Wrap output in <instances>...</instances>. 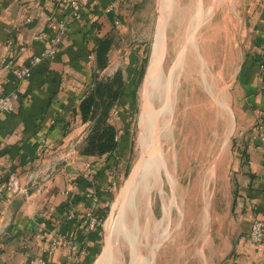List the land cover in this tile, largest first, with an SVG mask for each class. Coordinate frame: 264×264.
<instances>
[{
  "label": "crops",
  "instance_id": "crops-1",
  "mask_svg": "<svg viewBox=\"0 0 264 264\" xmlns=\"http://www.w3.org/2000/svg\"><path fill=\"white\" fill-rule=\"evenodd\" d=\"M154 1L78 0L76 15L69 0H0V93L16 95L12 110H0V264H34L39 258L47 264H104L102 214L111 203L120 166L116 157L129 118L124 107L136 98L122 95L108 117L121 136L116 155L81 153L90 120H82L80 104L99 72L123 71V55L127 82L138 87L141 49L121 40L149 22L145 13ZM232 6L246 37L234 80L237 130L228 166L230 214L221 244L210 256L203 245L200 262L264 264V243L249 237L252 221H264V142L256 129L260 120L264 127V0H232ZM156 30L154 40L158 23ZM103 38L112 44L101 69L95 50ZM55 39L57 55L36 64L27 78H16L7 67L28 64Z\"/></svg>",
  "mask_w": 264,
  "mask_h": 264
},
{
  "label": "rangeland",
  "instance_id": "rangeland-1",
  "mask_svg": "<svg viewBox=\"0 0 264 264\" xmlns=\"http://www.w3.org/2000/svg\"><path fill=\"white\" fill-rule=\"evenodd\" d=\"M159 1L155 0L152 9L147 10L145 13L149 22L139 25L136 28V32L130 37L123 39V41L121 40L126 47L138 46L141 49L142 65L136 82L138 87H133L132 80L127 82L129 70L125 55L121 56L119 60L123 71L119 69L108 76L107 74L99 76L100 72L97 75L100 80L105 79L107 81L110 79V81H113L117 89L130 86L126 88L128 89V95L131 98H136L135 102L130 105L126 104L124 107L125 109L127 108L126 111H129V114L126 112L129 118L124 128L126 133L123 137L124 140L122 139L120 144L123 149L118 155L119 158L116 157L120 166L117 169V173L113 176V182H115L113 185L114 195L109 205L108 215L103 220L104 248L102 247V253L104 264L106 247H108V256L110 254V245L107 243L109 241L108 236L117 229V222L113 224V221L119 206L122 188L125 186L130 172L141 163L142 152L146 150L149 144L148 137L147 140L143 138L144 127L142 123L140 124L142 120L140 118L144 110L146 95V87L142 92L146 71L152 60L157 38L161 35L159 29L162 23L159 22L157 37L154 40L155 32H157ZM201 3L203 7L199 8L198 5L195 6V0H170L168 8L164 11L166 15L163 22L166 20L164 23H166L167 32L166 51L162 61V68L168 77L173 75L172 72L176 69L174 67L178 59V53L173 50V44L176 41L181 45L184 44L185 47L191 44L186 35L194 19V28H197L194 34L197 38L198 54L196 53V56L193 51L188 52L187 48H185L186 51L183 50L186 55L182 65L183 72H181L182 74L179 72L176 78L178 89L172 115L173 130L170 135H160L158 138L157 149L162 147L163 156L166 159L163 172V187L169 196H174L178 193L183 213L179 211L177 206H174L172 219L165 230H163L164 223L160 224L161 228L156 224L158 227H155L154 232L157 237L162 234L166 237L153 256L152 264H201L200 257L196 254L197 247L204 245L206 253L210 256L212 250H216L217 246L221 244L222 238L220 235L223 233L225 225L229 222L228 166L232 159L234 134L237 130L236 112H234L237 90L234 80L236 79L237 68L241 60L242 45L245 44L246 28L243 22L235 21L237 13L234 6H232V0H201ZM212 8L215 10L210 14L209 12ZM198 10H201L204 14L202 19L205 18L201 23L200 20L198 22L196 20ZM146 16L144 15V17ZM178 33L180 36L177 39ZM117 89L113 91H117ZM149 100L152 111L154 113L157 112L159 98L157 95L154 97L149 95ZM116 102L108 109L106 117H109L112 111L117 108ZM225 104L231 111L229 113L232 114V118L230 117L229 120L226 117L229 113L224 107ZM89 120L91 130L95 123L94 120ZM163 122L161 125L165 124ZM102 125L103 123L99 124V126ZM163 127L166 128L165 125ZM164 128L161 129L159 134H162ZM88 135L89 133L83 136L80 151L84 147ZM118 138L120 141V133ZM116 150L117 148L112 153L104 155H116ZM144 161L143 163L147 162V159ZM211 167H214L213 172L215 173H212L211 177H209L210 173L208 170ZM170 173L175 176V183L173 184H171ZM135 177L133 176L131 180H135ZM208 180L209 223L204 228L202 236L199 237L200 217L205 206L203 187ZM174 185H176V189ZM129 191L127 190V194ZM128 195L126 198H128ZM139 196L137 198L139 215L136 218L139 225L137 226L138 228L134 229V232H136V240L138 239L140 244L141 254L146 257L148 253L146 246L143 244V241L146 244L148 243L147 237L143 232L147 219L146 212H144L145 195L139 192ZM152 198L154 200L155 213L159 220H163L165 208L161 204V197L155 192ZM208 239H210V242H206ZM211 240L212 243L214 242L213 244H211ZM115 251L117 254L115 264L131 263L129 260V247L124 249L127 263H122L123 258L119 246L116 247ZM108 262L109 264H114L110 260Z\"/></svg>",
  "mask_w": 264,
  "mask_h": 264
},
{
  "label": "bare ground",
  "instance_id": "bare-ground-1",
  "mask_svg": "<svg viewBox=\"0 0 264 264\" xmlns=\"http://www.w3.org/2000/svg\"><path fill=\"white\" fill-rule=\"evenodd\" d=\"M169 3H170V0H163L162 2V7H163L162 22H163L164 16L166 15L164 14L165 13L164 11H166V9L168 8ZM197 5L199 6V8L202 6L201 0H195V6ZM214 10L215 9L212 8L209 13L212 14ZM203 17H204V14L202 13V11L198 10V14L196 13L197 22L200 20V23H201L205 19V18L202 19ZM164 22L160 26L159 33L161 35L159 36V38H157L155 50L153 52L154 54L151 60L152 62H151L150 73H149V76L147 78V82L145 85L146 95H145V102H144V110L140 118L142 119L140 121V124L142 123L144 127L143 128V138L147 140V137H148L149 144L147 145L146 150L142 152L143 157H142L141 163L139 162L140 164L137 165V167L134 169L135 170L134 176H136L134 178L135 180H131L130 184H126V186L121 191L119 206L117 208L116 214L114 216V221H113V224L117 222V225H116L117 229L114 233L108 236L109 241L107 243L108 245H110L109 246L110 254L108 256V247H106L105 253H104L105 264H109L108 262L109 260L114 264L116 263L115 258L117 254L115 250L117 246L120 247L121 255L123 258L122 263H127V261L125 260L124 249L126 247H129V260L131 261V263H128V264H152L153 256L156 254L160 244L166 237L164 236V234H162L160 237L159 236L157 237L156 233L154 232L155 227H158L156 226V224H158L160 227V224L164 223L163 225L164 229L163 228L162 229L165 230V228L169 225L172 219L174 206H177L179 211L183 213V210H182L183 207L181 208V205L178 199L179 198L178 193L175 194L174 196H171V195L169 196L168 192L165 191L163 187V172H164V166H165L166 159L163 156L162 147L157 149V145L159 142L158 138L160 135L168 136V134L170 135V133L173 130L174 123L172 120V115L174 113V107L176 103V95H177V89H178V83L176 82V78L178 77L177 75L179 72L180 73L183 72L182 63H184L183 62L185 59L184 56L186 55V52L184 53L183 50L186 51L185 48H187L188 52L193 51L196 56L198 54L197 53V38L195 37L196 35L194 34L196 33L197 28H194V23H195V19H194L193 21L194 23L192 22L188 30V33L186 35V38L191 43L189 46L187 45V47H185L184 44L181 45L177 41L173 44V50L176 51V53H178V59L176 60V63H175L176 65L174 67L176 69L172 72L173 75L171 77H168L167 73L162 68V61H163L162 53L164 50L165 35L167 32L166 30L167 27H165L166 23ZM179 36L180 34L178 33L177 39L179 38ZM178 46L180 49L178 48ZM149 95L151 97H154L157 95V97L159 98L158 110L155 113L152 111L150 107L151 103L149 100ZM224 107H226V110L228 113L231 112L226 104ZM226 117L229 120L230 117L232 118V114L229 113L227 114ZM163 119L165 122V124L163 125H165L166 128H164L163 125H161L163 122ZM162 128H164V130L162 131V134H159ZM146 159H147V162H145ZM143 161L145 163H143ZM173 168L175 170L174 165H173ZM213 171H214V167H211L208 170V172L210 173L209 177H211L212 173H215ZM173 175L172 173L169 174L171 184L175 183L174 182L175 176ZM209 177L207 178L209 179ZM208 182L209 180L206 182L205 186L203 185L204 186L203 187V198L205 200V203H204L205 206L203 207L201 217H200L201 223H200L199 237L202 236V232L204 228L209 223V211L210 210L208 207L209 202L207 200V197L209 196V195L207 196L208 186H209V185L207 186V184H209ZM127 185H129L128 189H127ZM174 187L176 189V185H174ZM131 188L133 189L131 190ZM127 190H130L128 192V194L130 193L129 195L127 194ZM139 192L144 193L145 195L144 197L145 198V211L144 212H146L147 219H146V227L144 228L143 232L145 236L147 237V240H148L147 242L149 243V244L148 243L146 244L145 241H143V244L144 246H146L145 248L148 253V256L146 257H143L141 254L140 247H139L140 244L138 243V239L136 240L137 236L135 235L136 232H134V229L139 225L136 219L139 215L138 213L139 207H138V200H137V198L141 196V195L139 196ZM155 192L160 195L161 204L165 208L163 212V217H162L163 220H159L154 210V200L152 198V195H154ZM126 194L128 195V198H126L127 196ZM196 254L198 257H201L202 259H204V250L202 246L197 247ZM108 257H109V260H108Z\"/></svg>",
  "mask_w": 264,
  "mask_h": 264
},
{
  "label": "trees",
  "instance_id": "trees-1",
  "mask_svg": "<svg viewBox=\"0 0 264 264\" xmlns=\"http://www.w3.org/2000/svg\"><path fill=\"white\" fill-rule=\"evenodd\" d=\"M111 44L112 40L109 38H103L98 41V46L95 50L98 68H104L107 66V53ZM115 87L116 86L113 81H110V79L107 81H105V79H97L93 88L87 93L80 104L82 120L85 122L92 119L95 123L89 132L84 147L81 150L83 155H104L112 153V151L118 148V131L116 127L108 121L106 114L114 102L120 101L122 95L128 96V89H117ZM114 89H117V91H113ZM100 123H103V125L99 126ZM121 149L123 148H120V150ZM111 194L113 196L114 192H111ZM108 210L109 206H107V209L102 214L103 220L107 217L109 212Z\"/></svg>",
  "mask_w": 264,
  "mask_h": 264
},
{
  "label": "built area",
  "instance_id": "built-area-1",
  "mask_svg": "<svg viewBox=\"0 0 264 264\" xmlns=\"http://www.w3.org/2000/svg\"><path fill=\"white\" fill-rule=\"evenodd\" d=\"M71 4L74 6L75 14L77 15V12L79 10V2L78 0H69ZM112 8H108V10H111ZM62 27L64 28V25L62 24ZM59 39H55L53 42V46L50 48L45 49L41 54L36 55L31 59V61L22 66V67H12L11 63L7 64V67L12 68V72L16 76V78L22 80L24 78H27L31 75L33 67L43 61L44 59H51L54 58L57 55V41ZM264 59V56H263ZM262 69H264V63L261 65ZM16 95L11 94H2L0 93V110L3 111H10L14 108L13 98H15ZM256 129H258V138L264 142V127H263V121L260 120L259 123L256 126ZM1 165V162H0ZM13 185V184H12ZM14 188L17 189L16 183H14ZM73 210L70 211L69 216H74ZM96 224V221L93 220L90 224V227L93 228ZM249 237L253 243H264V221L260 219H254L251 223ZM34 264H47L43 259H35L32 261Z\"/></svg>",
  "mask_w": 264,
  "mask_h": 264
},
{
  "label": "water",
  "instance_id": "water-1",
  "mask_svg": "<svg viewBox=\"0 0 264 264\" xmlns=\"http://www.w3.org/2000/svg\"><path fill=\"white\" fill-rule=\"evenodd\" d=\"M162 2H163V0H160L159 1V13H158V22H160V23H163V22H161L162 21V17H163V7H162ZM157 22V23H158ZM165 51H166V35H165V43H164V50H163V56H162V58H164V54H165ZM162 60V59H161ZM152 62V61H151ZM151 62L149 63V66H148V69H147V71H146V75H145V79H144V83H143V90H142V92L144 91V88H145V85H146V82H147V78H148V76H149V73H150V68H151ZM160 62V61H159ZM134 169L130 172V174H129V176H128V178H127V180H126V182H125V186H126V184H128V183H130V181H131V179H132V177L134 176ZM124 186V187H125ZM123 187V188H124ZM122 188V189H123Z\"/></svg>",
  "mask_w": 264,
  "mask_h": 264
}]
</instances>
